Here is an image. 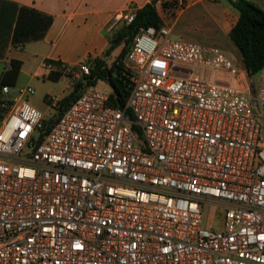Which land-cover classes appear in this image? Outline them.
I'll return each mask as SVG.
<instances>
[{
    "label": "built area",
    "instance_id": "built-area-1",
    "mask_svg": "<svg viewBox=\"0 0 264 264\" xmlns=\"http://www.w3.org/2000/svg\"><path fill=\"white\" fill-rule=\"evenodd\" d=\"M170 32L138 29L123 107L85 62L43 64L82 84L52 122L0 86V264H264V65Z\"/></svg>",
    "mask_w": 264,
    "mask_h": 264
},
{
    "label": "crops",
    "instance_id": "crops-1",
    "mask_svg": "<svg viewBox=\"0 0 264 264\" xmlns=\"http://www.w3.org/2000/svg\"><path fill=\"white\" fill-rule=\"evenodd\" d=\"M150 1L0 0V80L4 73L10 72L11 69L6 66L12 60L20 62L19 75L13 86L22 82L29 84L36 78V70L33 73L25 70L30 61L37 62L38 71H42V79L47 81H50L47 79L49 72L43 69L46 61L69 66L86 62L90 58L108 61L119 51L116 49L110 57L106 55L110 46L109 37L119 27L120 21H124L122 17L135 13ZM249 1L264 10V0ZM196 5H200L203 12L211 14L214 31L218 36L215 47L234 62L233 56L237 49L231 41L228 42L227 37L238 19L237 14L229 7L222 6V3L198 0L180 11L178 17ZM170 31L172 36L173 27ZM240 61L244 69L241 56ZM6 79L8 84H12L9 76Z\"/></svg>",
    "mask_w": 264,
    "mask_h": 264
},
{
    "label": "trees",
    "instance_id": "trees-1",
    "mask_svg": "<svg viewBox=\"0 0 264 264\" xmlns=\"http://www.w3.org/2000/svg\"><path fill=\"white\" fill-rule=\"evenodd\" d=\"M161 1V9L167 13H177L175 5L167 0H151L142 8L137 9L134 18L130 23L120 21L119 27L109 37V49L107 57L116 49L118 53L110 57L111 61L99 58H90L85 63L90 67L91 76L88 84L96 85L98 81L106 83L110 90V105L123 107L131 89L129 70L125 66V60L132 48L135 34L141 27L159 28L163 25L156 4ZM214 3H224L233 10L238 19L228 33V38L239 52L244 69L250 78H256L264 65V10L249 0H214ZM10 72L2 75L0 86L14 85L19 70L20 62L12 60ZM12 84L7 83V77ZM60 73H49L47 79L53 82L59 81ZM81 83L75 84L71 92L60 101L57 116L63 113L66 108L79 96ZM49 126H47V129Z\"/></svg>",
    "mask_w": 264,
    "mask_h": 264
},
{
    "label": "rangeland",
    "instance_id": "rangeland-1",
    "mask_svg": "<svg viewBox=\"0 0 264 264\" xmlns=\"http://www.w3.org/2000/svg\"><path fill=\"white\" fill-rule=\"evenodd\" d=\"M210 2L214 3L215 1L210 0ZM222 4V6H226V4ZM157 11L164 22L163 26L170 29L173 27V35L170 36V39L188 42L203 47H215L218 42V36L214 31L212 16L210 13L203 12L200 5L186 9V11L179 17L178 13H167L160 7H157ZM174 23L175 25L173 26ZM227 40L230 42L229 38ZM233 57H235L233 60L234 65L238 69L242 70L243 67L237 50L235 56ZM110 61L111 59L109 60V63ZM25 70L29 73H33L36 70V78L29 84L22 82L17 84L16 87L19 88L28 85L33 88L35 94L28 98L29 103L41 113L44 119H49V121L52 122L57 114L55 109L49 107L44 98L47 96H56L59 99H63L66 95H68L70 90L73 89L75 84L72 82L70 89H68L69 79L66 76H63L57 82H50L42 79V71H38L37 62L35 61L28 62L25 66ZM250 82L252 84L251 86L255 87L258 83V76L253 79L250 78ZM97 87L99 89H106L104 83L97 84ZM260 124L264 127V122L260 121ZM205 222L214 229L221 228V220L216 219L213 216H209Z\"/></svg>",
    "mask_w": 264,
    "mask_h": 264
}]
</instances>
